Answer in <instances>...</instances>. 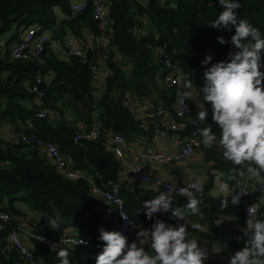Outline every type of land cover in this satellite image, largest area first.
I'll list each match as a JSON object with an SVG mask.
<instances>
[{
  "label": "trees",
  "instance_id": "trees-1",
  "mask_svg": "<svg viewBox=\"0 0 264 264\" xmlns=\"http://www.w3.org/2000/svg\"><path fill=\"white\" fill-rule=\"evenodd\" d=\"M240 3L241 7L235 10L237 17L250 21L264 36V0H240ZM54 5H60L65 14L59 25L55 24ZM221 11L223 8L218 0H149L145 4L139 0H109L111 38L105 58L109 71L101 90H95L91 65L97 62L98 48L85 60L77 57L62 59L50 48L45 49L38 59L16 60L10 56V46L20 30L34 23L42 29H52L54 36L60 40L65 38L66 31L80 38L84 28H91L94 34H99L91 7L72 13L67 0H0V124L9 122L15 132L21 130L34 139L55 144L76 169L88 173L100 187L120 197L136 225L150 228L153 220L147 219L142 211L136 215V210L144 200L154 198L157 192L135 187L134 190L139 191L135 196V192L122 181L119 162L101 141L83 139L74 144L72 138L77 128L73 123L63 118L38 117L33 104L36 94L30 88L37 73H41L46 78L50 77L48 84L39 85V90L45 93L44 102L49 112H60L62 116L63 108L68 107L71 98L72 109L86 121L87 128L91 126L93 116H97L105 129L122 133L128 141L139 134L151 137L150 133L139 129L128 106L130 95L138 99L150 98L153 102L161 101L174 115L175 98L184 91L183 87L168 89L158 85L157 71L161 64L153 48L166 44L172 59L184 76L192 81L191 93L197 94V100L192 101L191 107L197 118L200 105L204 103L199 92L203 72L210 67V64L202 65L201 61L207 55L212 56L211 63L225 61L230 52L237 51L230 43L234 27L225 30L209 25ZM7 33L9 38L3 42L2 38ZM220 36L226 41L223 45L217 40ZM261 63L264 64V53L261 54ZM260 70L264 72L263 67ZM93 104L96 108H92ZM78 105L86 109L79 112ZM205 110L209 115L204 123L199 121L200 125L210 126L219 133L218 126L211 120L210 102H205ZM10 141L11 138L9 142L0 138V207L7 210L14 220L0 229V245L18 216L29 219L35 234L52 239L66 230H72L79 231L80 236L96 243L101 242L98 240L100 227L113 231L110 224H106L100 203L90 193L86 180L64 178L36 149L14 145ZM201 151L208 161L215 162L212 168L223 173V180L234 181L230 178L233 175L231 170L240 166L224 160L222 150L216 145L212 148L202 145ZM237 179L247 178L237 176ZM116 184L119 185L118 193L112 187ZM211 188L212 183H205L202 194L197 197L201 202V215H185L189 225L200 223L208 230L199 232L189 227V234L201 242H212L219 249L227 245L221 250L235 253L244 246L243 234L238 228L215 227L212 221L226 217L246 225L247 214L241 208L243 199L240 197L239 203L233 206L229 197L228 208L221 209L222 197L212 195ZM249 199L260 205L258 215L264 217V193L249 195ZM17 201L28 208L17 205ZM172 201L174 207L183 208L187 198L177 196L172 197ZM27 212L34 214L27 216ZM155 216L173 225L177 222L175 218L170 219V213H157ZM51 221H55L58 227L51 228ZM28 241L41 264H58V250L47 248L35 238H28ZM144 246L151 254L148 245ZM64 248L69 250L71 264H95V256L100 252L82 246ZM0 263L23 264V261L15 253L8 257L0 254Z\"/></svg>",
  "mask_w": 264,
  "mask_h": 264
},
{
  "label": "built area",
  "instance_id": "built-area-1",
  "mask_svg": "<svg viewBox=\"0 0 264 264\" xmlns=\"http://www.w3.org/2000/svg\"><path fill=\"white\" fill-rule=\"evenodd\" d=\"M67 1L72 13H79L91 7L92 18L97 23L99 35L106 41L105 44L96 47L93 42L73 37L60 40L54 36L52 29H42L38 23H34L22 28L19 37L12 42L10 46V56L12 59L16 60L38 59L39 55L45 49L50 48L62 59L68 60L71 57H77L85 60L90 53H93L95 49L98 48L97 62L91 65L92 77L96 87L95 90H97L103 78L105 83V77L101 72H103L104 69H108L105 58L111 38L112 23L108 17L109 0ZM52 12L55 16V24L59 25L64 18L63 15H65L61 6L54 5L52 7ZM153 51L161 64V68L157 71L158 85L168 89L182 87L183 82L177 81L184 73L176 61L172 59V53L168 49V46L163 44L153 48ZM43 83L48 84L46 76L37 73L30 88V91L36 94L33 99V104L37 109L36 115L38 117L49 116L53 119V111L49 112L44 102L45 93L39 90V85ZM191 97L186 99L184 104H181L180 94L176 96L173 105L174 115L158 100L153 102V99L141 98L142 104L140 105H137V103H140L138 98H134L135 101L128 102V106L133 112L139 129L142 132L150 133L153 140L161 143L172 136L178 138V141L174 144L175 146H173L172 149H165L157 144L146 145V147L136 149L122 133L105 129L102 120L97 116H93L90 127L77 129L72 141L74 144L83 139L101 141L105 149L119 162L121 175H123V173L127 174L135 184L152 185L153 189H155L158 194L161 191L167 192L168 189L171 188V197H182L179 195L177 189L180 187L192 186L191 190L193 194L198 197L203 192L204 184L208 182H213L217 190L216 178L219 175L213 176L211 180L206 182L198 181L192 177H181L176 181H169L163 176L151 173L144 166L150 163L170 164L181 162L190 157L197 150H201L202 144L199 143L201 140L199 129L202 126L193 115V109L191 107L193 100ZM92 108H96V105L93 104ZM28 126L31 128L30 123H28ZM10 143L14 145H27L36 149L38 153L44 156L48 163L66 179L86 180L89 185L90 193L98 200L104 214L115 216V227L113 231H120L128 238L129 242L136 239L138 231L148 228L146 226L136 225L127 214L123 200L100 187L96 180L88 175V173L76 169L70 159L64 155L55 144L34 139L21 130L14 131ZM237 180L240 182L238 186L236 183ZM237 180L226 181H228L230 187L246 193L241 196L243 199L241 203L242 210L247 214V209L251 205H254L258 209L260 205L256 202H251L249 195H262L264 193V180L259 179L256 182H251V180L247 179ZM119 201H122V204ZM33 214L31 213V215ZM121 215H125L127 220L123 219ZM27 216H30V214ZM12 219L14 220L13 216H11L7 210L0 207V229L5 227L4 224L10 222ZM15 220L16 223L14 227L6 232L4 243L0 245V254L8 257L15 253L22 258L23 264H41L35 256L33 249L30 247L29 241L27 242L28 238L37 239L49 249H52V245H55L56 250L64 247L82 246L101 251L103 242L91 243L89 240L80 236L79 231L67 230L58 238L52 239L44 235L35 234L32 225L29 224L28 218L24 219L18 216ZM218 224L220 225L217 226ZM212 225L219 228H238L241 233V229L246 227V225H242L234 220H229L226 217L214 219ZM79 240L87 241V243H78ZM207 249L208 257L204 264H228L229 256L234 254L226 250L220 251L216 246H208Z\"/></svg>",
  "mask_w": 264,
  "mask_h": 264
},
{
  "label": "clouds",
  "instance_id": "clouds-1",
  "mask_svg": "<svg viewBox=\"0 0 264 264\" xmlns=\"http://www.w3.org/2000/svg\"><path fill=\"white\" fill-rule=\"evenodd\" d=\"M223 11L209 22L212 28L235 29L230 43L237 49L228 54V59L211 63L212 56L207 55L201 61L209 65L203 72V84L199 92L204 103L200 105L197 119L204 123L209 115L205 110V102H210L211 120L219 128V133L212 127H201L199 135L205 148L214 145L222 150L224 160L232 165L235 180L237 176L248 180L264 178V67L261 54L264 53V36L260 30L247 19L238 18L235 12L241 7L240 0H218ZM223 45L225 39L217 37ZM182 81L184 91L180 93V103L192 95L193 83L183 74L177 82ZM223 173L216 178L220 208L226 209L231 204L237 205L245 192L230 187L228 181L222 179ZM237 186L239 181L237 180ZM113 191L119 192V185H113ZM191 187L177 189L182 197L187 198L183 208L174 207L170 192L161 191L150 200H144L136 210L141 211L147 219L153 220L150 228L137 232L136 239L129 242L120 231L98 229V240L103 242L101 251L95 256V264H204L208 257L207 247L200 246L199 240L189 236V227L199 232L207 231L205 225L185 221L186 213L193 216L201 215L200 200L193 194ZM122 204V201H119ZM170 213L176 224H170L155 214ZM127 220L125 215H121ZM183 221V223H180ZM50 227H58L55 221ZM218 224L217 226H219ZM244 246L229 256L228 264H264V217L258 215V209L251 205L247 209L246 227L241 229ZM78 243H87L79 240ZM147 243L151 254L145 248ZM227 248V245L222 246ZM221 247V249H222ZM220 249V251H221ZM52 250L56 251L55 245ZM58 264H71L69 250L60 248L56 251Z\"/></svg>",
  "mask_w": 264,
  "mask_h": 264
},
{
  "label": "crops",
  "instance_id": "crops-1",
  "mask_svg": "<svg viewBox=\"0 0 264 264\" xmlns=\"http://www.w3.org/2000/svg\"><path fill=\"white\" fill-rule=\"evenodd\" d=\"M139 1L145 4L149 0H139ZM63 17H64V15H63ZM19 35H20V32L17 35L16 39L19 37ZM71 37L76 38L70 33V31H66L65 39H70ZM80 38H81V40L84 39V41L93 42L96 47H100L106 43V41L103 38H101L99 34H94V32L91 30V28H84L83 32H82V36ZM3 42H5V40H3ZM108 71H109L108 69L107 70L104 69V71L101 73H103V76L106 77V75H107L106 73H108ZM46 80L49 82L50 77H47ZM102 84H104V78H103L101 84L98 85V88H97L98 90H101ZM133 97H134V95H130L129 102L135 101ZM71 100L72 99L69 98L68 107L65 109L63 108L65 115L61 116L60 112L59 113H53L54 114V120H59L60 118H63L67 122H69L71 124L73 123V125L77 129L86 128L87 127L86 121L82 120L80 115L74 114V109H72L73 105L71 103ZM138 101L140 103H137V105L142 104V101L140 99ZM78 107H79V112H81L82 111L81 107L79 105H78ZM66 112H68V113H66ZM19 126H23V125H19ZM14 130H15V128H14L13 124H11L9 122L0 124V138H2L4 141L9 142L12 134L14 133ZM142 138H143V140H142ZM177 141H178V138H176L175 136H172V137H169L167 140L162 141L161 143H158L155 140H153L151 137H148L147 135L142 136L139 134V135L132 137V140L129 141V143L132 146H134L136 149L146 147V145H153V144L161 145L160 147L165 148V149H172V147L175 146L174 144ZM209 162L210 161H208V159L204 155L203 151L197 150L194 154H192L190 157L184 159L181 162L170 163V164L169 163H158V164L150 163V164H145L144 166L151 173L163 176L164 178L168 179L169 181H176V180L180 179L181 177H190V178L192 177L198 181L206 182L208 180H211L213 176L220 175V173L215 168H212V166H214L215 164L209 166ZM121 177H122V181L124 182V184L127 187H129L132 191L135 192L134 193L135 196H137L139 193V191L134 190L135 187L136 188L144 187V188L151 189V190L153 189L152 185H150V184H135L129 178V176L125 173H123V175H121ZM210 183H212V188L210 190V193L216 197L220 196V195H218L217 190L214 187L213 182H210ZM153 190H155V189H153ZM156 195H158V193ZM27 213L31 214L29 212H27ZM38 217H40V216L38 215ZM104 217H105V219H107L106 224H110V228H114L115 227V216L104 214ZM189 236H191L192 238L198 239L194 235L189 234ZM27 242H28V240H27ZM199 244H200V246H204V247L215 246V244H213L212 242H209V243L205 242L204 243V242L200 241Z\"/></svg>",
  "mask_w": 264,
  "mask_h": 264
},
{
  "label": "rangeland",
  "instance_id": "rangeland-1",
  "mask_svg": "<svg viewBox=\"0 0 264 264\" xmlns=\"http://www.w3.org/2000/svg\"><path fill=\"white\" fill-rule=\"evenodd\" d=\"M9 34L7 33L3 38H2V40H7L9 37ZM192 100H193V102L195 101V100H197V94H192ZM198 104V103H197ZM82 110H84V109H86V108H81ZM66 113H68V112H66ZM74 114H77L75 111H74ZM62 115H65V112L62 114ZM17 205H23L22 203H20L19 201H17ZM22 207H24V209H27V208H25L26 206H22ZM39 218V217H38Z\"/></svg>",
  "mask_w": 264,
  "mask_h": 264
},
{
  "label": "water",
  "instance_id": "water-1",
  "mask_svg": "<svg viewBox=\"0 0 264 264\" xmlns=\"http://www.w3.org/2000/svg\"><path fill=\"white\" fill-rule=\"evenodd\" d=\"M214 164H215L214 161H210V162H209V166L214 165ZM105 222L107 223V219H105Z\"/></svg>",
  "mask_w": 264,
  "mask_h": 264
}]
</instances>
